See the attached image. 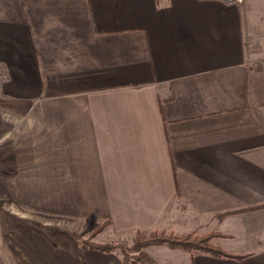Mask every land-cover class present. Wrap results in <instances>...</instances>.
Here are the masks:
<instances>
[{"label": "crops", "instance_id": "crops-1", "mask_svg": "<svg viewBox=\"0 0 264 264\" xmlns=\"http://www.w3.org/2000/svg\"><path fill=\"white\" fill-rule=\"evenodd\" d=\"M0 119L26 145L14 202L117 233L218 232L251 255L177 253L264 264V0H0ZM8 237L0 264H123Z\"/></svg>", "mask_w": 264, "mask_h": 264}, {"label": "rangeland", "instance_id": "rangeland-1", "mask_svg": "<svg viewBox=\"0 0 264 264\" xmlns=\"http://www.w3.org/2000/svg\"><path fill=\"white\" fill-rule=\"evenodd\" d=\"M8 132L9 129L0 119V242L2 244L6 238L8 244L10 243L9 233L22 231L24 234L34 233L42 242H45L44 239L47 238L55 246H72L78 251L91 250L83 249L87 241L132 245L135 232L117 233L113 230L112 224L106 225L99 221L96 226H92L90 225L91 221L87 219L35 212L14 202L6 189V184L17 166L26 160V151L24 150L26 145H24L25 141L21 142L19 136ZM102 223L104 226H101ZM146 250L159 264H188L184 262L183 256L177 253L182 252L179 249L175 250L167 245H161L148 247ZM111 253L118 255L122 261V257L117 251Z\"/></svg>", "mask_w": 264, "mask_h": 264}, {"label": "trees", "instance_id": "trees-1", "mask_svg": "<svg viewBox=\"0 0 264 264\" xmlns=\"http://www.w3.org/2000/svg\"><path fill=\"white\" fill-rule=\"evenodd\" d=\"M90 225L96 226L101 221L111 225L109 219H87ZM102 223L101 226H104ZM135 238L132 245L128 244H106L87 241L83 249H94L105 253L117 251L122 257L123 264H159L146 250L148 247L167 245L171 249H179L188 252L192 257L197 254H208L218 258L235 259L242 261L251 254L233 253L214 243V239L222 234L218 232L196 233L190 232L177 235L173 232H166L158 228L148 231H135ZM118 249V250H117Z\"/></svg>", "mask_w": 264, "mask_h": 264}, {"label": "built area", "instance_id": "built-area-1", "mask_svg": "<svg viewBox=\"0 0 264 264\" xmlns=\"http://www.w3.org/2000/svg\"><path fill=\"white\" fill-rule=\"evenodd\" d=\"M228 4H242L244 0H225Z\"/></svg>", "mask_w": 264, "mask_h": 264}]
</instances>
